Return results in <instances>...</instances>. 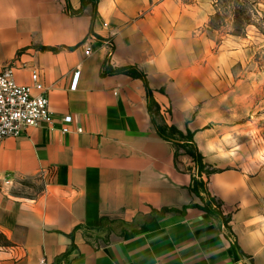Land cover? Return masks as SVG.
<instances>
[{"label": "crops", "instance_id": "1", "mask_svg": "<svg viewBox=\"0 0 264 264\" xmlns=\"http://www.w3.org/2000/svg\"><path fill=\"white\" fill-rule=\"evenodd\" d=\"M67 6L80 0H0V69L23 85L36 69L53 114L0 139V264H264V159L242 142L237 51L216 41L213 0ZM106 67L145 76L152 115L142 80ZM164 126L190 132L214 173L198 175ZM208 195L219 214L194 207Z\"/></svg>", "mask_w": 264, "mask_h": 264}, {"label": "rangeland", "instance_id": "2", "mask_svg": "<svg viewBox=\"0 0 264 264\" xmlns=\"http://www.w3.org/2000/svg\"><path fill=\"white\" fill-rule=\"evenodd\" d=\"M213 4L216 13L209 24L216 31V41L226 42V50L237 51L226 70L231 92H236L231 102L243 107L238 114L245 122L242 142H247L248 154L264 159V0H213ZM178 145L177 150L185 151L183 143Z\"/></svg>", "mask_w": 264, "mask_h": 264}, {"label": "built area", "instance_id": "3", "mask_svg": "<svg viewBox=\"0 0 264 264\" xmlns=\"http://www.w3.org/2000/svg\"><path fill=\"white\" fill-rule=\"evenodd\" d=\"M103 26H106L104 23ZM93 37L89 35L88 40ZM86 42V41H85ZM85 55H89V49H85ZM79 72L74 73L70 89L74 90L77 85ZM65 124L62 133H68V124L72 122L70 116L62 119ZM53 114L49 107L48 90L43 85L39 72L33 69L30 73V84H19L15 78L14 67L5 66L0 69V139L17 138L30 128L40 125L51 127ZM77 133L82 129L78 127ZM3 186L12 185L9 177L2 179ZM39 264H46L43 259Z\"/></svg>", "mask_w": 264, "mask_h": 264}, {"label": "trees", "instance_id": "4", "mask_svg": "<svg viewBox=\"0 0 264 264\" xmlns=\"http://www.w3.org/2000/svg\"><path fill=\"white\" fill-rule=\"evenodd\" d=\"M98 0H80V7L77 10H72L69 6H67V9L69 10L71 15L75 16H80L83 13V10L87 6L89 2H92L93 7H95V4ZM37 50L40 51H51V52H57V49L55 48H48V47H37ZM104 68V66H103ZM114 74H125L129 75L133 78H139L142 80L145 90H146V95H147V100H148V111L152 115L153 113V108L155 104L151 100V91L148 88L147 81L145 76L138 72L135 68L133 67H121V68H111V67H106L105 69L101 70L100 75L105 76V75H114ZM157 133L165 140H180L183 142L182 148H186L185 152L187 155H189L193 161L195 162L196 170L198 175L206 174L207 176L214 173L212 170H207L205 169V165L203 164V158L202 156L198 153V150L193 143L192 140V134L187 131L186 134H183L181 131L177 130L175 127L170 126H164V127H156ZM177 135L180 137V139H176L174 136ZM175 155H177V151L175 152ZM205 182L203 180H197L196 178L193 179V185H192V192L199 196L200 191L205 192ZM202 205H194L195 208H199L200 210L206 212L207 214H219V204L215 201L213 197H210V195L207 196V200L204 201L201 198ZM186 209V207L183 208V211Z\"/></svg>", "mask_w": 264, "mask_h": 264}]
</instances>
